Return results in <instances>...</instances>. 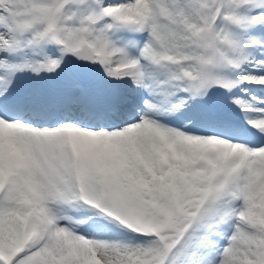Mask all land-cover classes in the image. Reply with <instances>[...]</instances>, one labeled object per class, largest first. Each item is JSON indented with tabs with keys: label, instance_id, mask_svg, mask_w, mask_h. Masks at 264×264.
Listing matches in <instances>:
<instances>
[{
	"label": "snow or ice",
	"instance_id": "6c2138e0",
	"mask_svg": "<svg viewBox=\"0 0 264 264\" xmlns=\"http://www.w3.org/2000/svg\"><path fill=\"white\" fill-rule=\"evenodd\" d=\"M0 264H264V0H0Z\"/></svg>",
	"mask_w": 264,
	"mask_h": 264
}]
</instances>
